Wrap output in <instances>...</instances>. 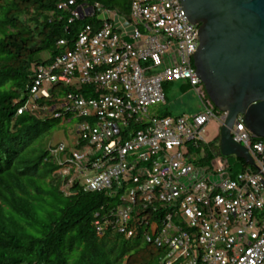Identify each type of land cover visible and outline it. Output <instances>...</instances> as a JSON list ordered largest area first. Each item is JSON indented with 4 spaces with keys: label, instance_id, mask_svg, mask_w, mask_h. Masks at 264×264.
I'll list each match as a JSON object with an SVG mask.
<instances>
[{
    "label": "built area",
    "instance_id": "obj_1",
    "mask_svg": "<svg viewBox=\"0 0 264 264\" xmlns=\"http://www.w3.org/2000/svg\"><path fill=\"white\" fill-rule=\"evenodd\" d=\"M72 6L69 0L64 8ZM71 14L106 19L98 20L99 28L85 26L70 44L58 42L63 51L52 65L32 69V105L21 110L72 124L92 156L101 153L88 162V156L73 152L56 172L68 177L62 191L70 195L74 182L81 184L87 174L92 176L81 184L86 192L126 188L122 205L103 223H94L97 235L106 224L132 239L142 227L147 243L168 250L164 264H264V226L255 216L264 210V142L247 130L243 116L236 118L232 139L247 149L255 169L236 179L222 155L204 167L192 166L184 152L188 144L204 143L206 125L213 118L222 126L226 114L215 116L195 74L198 26L189 22L180 1L132 0V22L98 5H81ZM115 17L132 30L118 31L122 25ZM179 81L195 89L204 112L192 118L152 116L150 107L165 104L163 83ZM62 86L76 90L40 105L50 98L49 90ZM143 148L148 151L126 162ZM63 151L59 145L51 153Z\"/></svg>",
    "mask_w": 264,
    "mask_h": 264
},
{
    "label": "trees",
    "instance_id": "obj_2",
    "mask_svg": "<svg viewBox=\"0 0 264 264\" xmlns=\"http://www.w3.org/2000/svg\"><path fill=\"white\" fill-rule=\"evenodd\" d=\"M131 1L74 0V6L64 8L69 0H0V264H164L162 258H152L153 249L161 248L145 241L142 227L132 239L106 224L102 236L97 235L94 223H103L122 205L126 188L86 192L76 180L66 195L62 188L68 177L56 172L72 154L66 149L51 153L49 139L60 121L21 111L30 98L32 69L61 54L58 42L70 44L87 19H72V11L98 5L126 20ZM90 20L88 25L100 27L97 18ZM75 90L51 89L40 105L50 106ZM78 146L77 153L91 162L95 156L88 143L79 139ZM140 241L147 253L132 255Z\"/></svg>",
    "mask_w": 264,
    "mask_h": 264
},
{
    "label": "water",
    "instance_id": "obj_3",
    "mask_svg": "<svg viewBox=\"0 0 264 264\" xmlns=\"http://www.w3.org/2000/svg\"><path fill=\"white\" fill-rule=\"evenodd\" d=\"M179 1L189 22L198 26L195 74L213 106L226 114L220 154L253 166L249 152L233 141L230 131L243 116L247 130L264 140V0ZM102 19L106 16L98 17ZM114 23L122 25L120 32L132 30L121 18Z\"/></svg>",
    "mask_w": 264,
    "mask_h": 264
},
{
    "label": "rangeland",
    "instance_id": "obj_4",
    "mask_svg": "<svg viewBox=\"0 0 264 264\" xmlns=\"http://www.w3.org/2000/svg\"><path fill=\"white\" fill-rule=\"evenodd\" d=\"M126 20L131 22L133 21V19L130 17L126 18ZM89 21H91L89 18L85 19V21H82L76 33H79L81 30H83V28L89 24ZM126 41H128V39H126ZM39 59L42 60V57L40 56ZM54 60L55 57H53L51 61L43 64L45 67H48L53 64ZM161 71L162 68L155 69L152 71V74L159 73ZM200 87L201 85L198 88ZM162 88L165 97V104L150 107L149 112L150 114H152V116L157 118H172V119H177L180 117L192 118L193 116L204 112V108L200 103V100L198 98V95L196 94L195 89L190 87L186 82L184 81L165 82L163 83ZM31 105H32V101L29 100V106ZM213 113L215 114V116L219 117L220 112H218L216 108L213 109ZM139 127L142 128V126ZM220 128L221 127L217 122V120L212 118L205 127V134L203 136L204 143L199 142L198 148H194L192 144H188L184 148V152L185 153L187 152V154L190 156L188 162H190L192 166L204 165L205 167L208 166L209 164L211 165L212 162H214L215 159L218 158L220 152L219 150ZM49 139H50V145L53 147L62 144L64 148H66L68 153L72 154L74 151L81 152L79 151L80 147L78 146V138L76 136V130L73 127V125L59 124V129L53 131L50 134ZM188 149L190 150L188 151ZM147 151H148L147 148H143L140 151L131 152L126 158V162L127 163L133 162V160L140 153H144ZM100 157H101V153L95 155L94 159H98ZM205 157H207V159H205ZM200 158L201 159L204 158V161L201 162V164L197 162V160H200ZM208 159H210L211 161H208ZM225 160H227L228 162L229 172L234 179H236V177L239 174H242L244 172L253 174L255 171V169L250 166L244 169L240 164H237L236 158L233 156L225 157ZM143 167L146 169H150L146 163L143 164ZM91 176H92L91 174L82 176L81 184H84L86 180ZM127 191L128 190H125L124 194H126ZM255 216L257 218L256 221H259L260 224L264 226V210L259 211ZM134 224H136V220H134ZM153 252H154V256L152 257L153 259L162 258L164 261L168 256V250H166L165 247H161V249H159L160 256L158 255L159 252H157V249L154 248ZM130 253L132 255L137 254L138 256L141 255L142 253H147L146 243L144 241H140L139 245H137V247H135Z\"/></svg>",
    "mask_w": 264,
    "mask_h": 264
},
{
    "label": "clouds",
    "instance_id": "obj_5",
    "mask_svg": "<svg viewBox=\"0 0 264 264\" xmlns=\"http://www.w3.org/2000/svg\"><path fill=\"white\" fill-rule=\"evenodd\" d=\"M82 20V19H81ZM208 98V97H207ZM30 100V99H29ZM27 103H29V101L27 102ZM213 105V104H212ZM215 108V107H214ZM19 114V113H18ZM49 118H53V117H49ZM59 120V119H58ZM60 121V120H59ZM59 124H62V125H72V124H63L61 121H60V123ZM221 127V126H220ZM59 145H62V144H59ZM58 145V146H59ZM58 146H56V147H53V146H51L50 145V147H52V150H54V149H56ZM66 148H64V150H65ZM246 165V164H245Z\"/></svg>",
    "mask_w": 264,
    "mask_h": 264
}]
</instances>
